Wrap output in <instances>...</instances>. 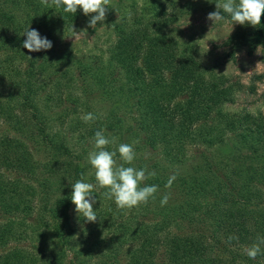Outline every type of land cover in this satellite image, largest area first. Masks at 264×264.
I'll list each match as a JSON object with an SVG mask.
<instances>
[{"label": "trees", "instance_id": "1", "mask_svg": "<svg viewBox=\"0 0 264 264\" xmlns=\"http://www.w3.org/2000/svg\"><path fill=\"white\" fill-rule=\"evenodd\" d=\"M186 12L172 0H151L141 12L133 2L115 29L104 72L101 60L94 67L56 46V36L85 16L82 10L0 0V264H67L73 243L85 264H264V244L255 259L245 253L264 239V110L226 109L243 85L205 70L192 48L168 33ZM237 25L226 41L227 58L242 50L264 54V15L257 26ZM28 28L50 40L51 49H25ZM51 86L56 96L47 92ZM98 103L110 108L99 110ZM46 109H61L60 127L70 118V145L67 134L53 130ZM83 113L95 120L86 123ZM97 131L115 138L109 151L132 145L137 157L125 166L155 172L144 185L158 191L129 210L97 188V220L80 216L90 225L78 230L69 214L72 183L82 176L95 183L91 172L86 180L85 144L94 143ZM25 140L57 161H36ZM150 151L154 155L142 156ZM194 156L199 163H192ZM117 162L123 163L118 153ZM41 167L50 174L62 169L67 183L58 197L36 206ZM99 228L107 230L102 239ZM105 250L91 259L93 251Z\"/></svg>", "mask_w": 264, "mask_h": 264}, {"label": "rangeland", "instance_id": "2", "mask_svg": "<svg viewBox=\"0 0 264 264\" xmlns=\"http://www.w3.org/2000/svg\"><path fill=\"white\" fill-rule=\"evenodd\" d=\"M150 1L151 0H111V8L108 9L103 24L98 22L96 28H91L88 26V21L91 17L83 16L78 23L70 25L63 33L56 36V46L60 51L70 52L78 60L91 64L94 67L98 64V61L101 60L103 65L100 68L105 72V64L108 56L107 50L114 39L115 29L119 25L122 15L128 11L129 6L133 2H136V10L141 12L143 6H146ZM165 1L166 0H156L158 4H165ZM172 1L181 5L182 8L187 11V14L181 15L179 17L180 20L169 25L168 33L192 48L202 62L205 70H213L215 73L225 75L232 81H237L239 84L243 85V88L237 93L234 102L232 104H227L226 109L230 112L237 113L249 112L251 114H258L259 112H263L264 54L262 50L257 49L251 56L247 55V53L242 50L236 53L233 60L227 58V54L230 50L226 46V41L239 25L231 24L225 20L213 23L207 19L208 14L216 10V5L213 6V4H217L221 0ZM251 88H253V91H251ZM47 92L53 96H56L57 94L52 86L48 88ZM43 93L48 95L45 92ZM40 99L42 100L41 94ZM66 105L68 106V103H65L64 106ZM106 106L107 109L110 108V105H106L105 103H98L97 107H99V110H104ZM59 110L60 111L57 112L54 110L51 113L49 109H46L45 115L47 116L50 125L53 126L54 131L62 130L63 134H67L66 140L70 145L71 135L67 129L69 128L71 121L68 122L70 118H66L64 120L65 124L63 127H60L61 109ZM84 115H86V113H83L82 116ZM87 140L85 149L89 153L93 150V140ZM24 143L30 148H35L33 149L32 154L36 161L43 162L44 164L57 161V159L51 154L38 150L33 142L25 140ZM154 153L150 151L142 156L154 155ZM195 157L196 156H194V162L192 163H199L200 159H202L200 156H197V158ZM63 160L61 159V163ZM151 164L152 161L148 158L147 166L151 167ZM88 165L91 166L89 163ZM174 168L180 169L179 166ZM41 169L43 170L42 175L39 174V180L41 181L40 183L39 181H36L33 187L35 195L33 201L36 206L43 205L47 201L58 197L60 195L59 190L61 189V186H65L67 183L66 176L62 172V169L54 174H50L43 167H41ZM90 172L93 175L92 168L91 170H87V181L89 180ZM37 173H40V169L37 170ZM46 184L47 186H45ZM69 214L72 226L77 227L78 230L90 225L89 223H85L84 225L81 224L79 220L80 216L76 213L75 208H72L69 211ZM112 228L113 227L110 229ZM204 229H206V227ZM97 230H102L100 239L104 238L103 235H106L107 230L101 228ZM72 246L73 251H69L67 254V264H82L85 259L76 255L77 250L82 248L75 245V243H73ZM128 247L129 246L127 245L125 246L126 249H128ZM91 254V259L96 261L104 254H107V252L106 250L104 252L96 251L95 253L93 251Z\"/></svg>", "mask_w": 264, "mask_h": 264}, {"label": "clouds", "instance_id": "3", "mask_svg": "<svg viewBox=\"0 0 264 264\" xmlns=\"http://www.w3.org/2000/svg\"><path fill=\"white\" fill-rule=\"evenodd\" d=\"M41 4L57 9H63L65 13L76 14L77 10H82L85 16H90L88 26L96 28L97 23L106 19V14L111 8V0H41ZM216 11L208 14L207 19L213 23L225 20V15L230 17L232 24H250L257 26L264 15V0H222L216 4ZM222 10V12H221ZM26 39L23 47L29 52H39L49 50L52 42L46 37H41L35 29H27L24 34ZM30 58V57H29ZM87 123L95 120L92 113L82 117ZM115 138H108L103 131H97L94 136L93 150L88 153L87 160L93 169L95 183L86 182L83 179L72 183L71 202L75 205V211L79 216H83L87 222L97 220L96 211L93 208L95 199L93 192L97 188L105 189L103 196L108 200H114L119 209H132L140 204H146L150 198H155L158 191L157 185H144L150 177L156 175L149 172L147 168L137 169L132 165L137 157L134 147L130 144L121 143L115 151L107 150L110 144H115ZM117 153L123 163L117 162ZM176 179L175 175L169 177L166 187ZM144 185V186H142ZM169 197L165 195L161 200V205H165ZM260 244H264V239L245 249L246 255L255 259L261 253Z\"/></svg>", "mask_w": 264, "mask_h": 264}]
</instances>
